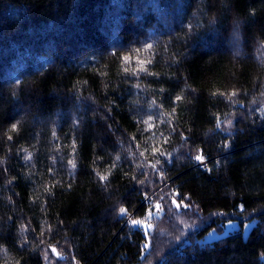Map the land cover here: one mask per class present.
<instances>
[{
	"label": "trees",
	"instance_id": "1",
	"mask_svg": "<svg viewBox=\"0 0 264 264\" xmlns=\"http://www.w3.org/2000/svg\"><path fill=\"white\" fill-rule=\"evenodd\" d=\"M0 264H264V0H0Z\"/></svg>",
	"mask_w": 264,
	"mask_h": 264
},
{
	"label": "snow or ice",
	"instance_id": "2",
	"mask_svg": "<svg viewBox=\"0 0 264 264\" xmlns=\"http://www.w3.org/2000/svg\"><path fill=\"white\" fill-rule=\"evenodd\" d=\"M151 47H152V45H148V48H151ZM124 59L127 60L128 57H125ZM233 95H235V93H233ZM154 151H159V150L156 149ZM195 160L198 161V162H200V163H203L204 162V156L202 154H198V155L195 156ZM106 179H107L106 176H100V180L101 181H104ZM172 203L176 206L177 209H179L180 206H181L180 203H177V201L175 199L172 200ZM155 208L157 210H159L161 208V205L159 203H157L155 205ZM119 214H120L121 218H123V217L127 216L129 213H128V210L126 208L121 207L119 209ZM147 215H148L149 218L152 217L153 212H152V209L151 208L148 209ZM131 224L133 226L145 225V227L148 228V229L152 228V224L151 223H146V221H144V220L132 219L131 220ZM229 224H232V222L229 221ZM247 227H249V225H245V228H247ZM52 252L55 253L56 252V249L55 248H52Z\"/></svg>",
	"mask_w": 264,
	"mask_h": 264
},
{
	"label": "rangeland",
	"instance_id": "3",
	"mask_svg": "<svg viewBox=\"0 0 264 264\" xmlns=\"http://www.w3.org/2000/svg\"><path fill=\"white\" fill-rule=\"evenodd\" d=\"M229 221L232 222V224H229ZM255 220H248V221H245L244 222V226H243V233H244V236H248L251 229L253 228V226L255 225ZM234 225V226H233ZM245 225H249V227L245 228ZM242 226H241V222L238 221V220H228L224 226L222 227L221 230L219 229H216V228H213L212 230H210L209 233H207L206 235V238L205 240L206 241H211V240H214L216 238H219L223 235H226L228 234L229 232L231 231H234V230H237V229H240Z\"/></svg>",
	"mask_w": 264,
	"mask_h": 264
}]
</instances>
